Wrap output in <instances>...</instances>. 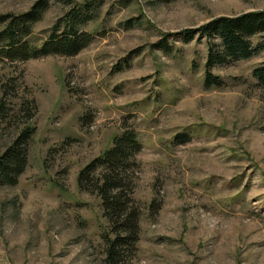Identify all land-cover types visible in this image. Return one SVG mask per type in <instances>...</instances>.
<instances>
[{"label": "rangeland", "instance_id": "rangeland-1", "mask_svg": "<svg viewBox=\"0 0 264 264\" xmlns=\"http://www.w3.org/2000/svg\"><path fill=\"white\" fill-rule=\"evenodd\" d=\"M36 1L0 0V16ZM43 1L30 44L85 2L91 39L72 55L0 57V153L33 128L21 173L0 184V264H264V86L250 73L262 53L211 67L220 85L204 87L206 40L180 34L264 0ZM125 129L139 144L125 191L137 238L108 261L113 234L77 175Z\"/></svg>", "mask_w": 264, "mask_h": 264}, {"label": "trees", "instance_id": "trees-1", "mask_svg": "<svg viewBox=\"0 0 264 264\" xmlns=\"http://www.w3.org/2000/svg\"><path fill=\"white\" fill-rule=\"evenodd\" d=\"M45 6L37 0L26 12L16 16H0V57L8 60H25L48 54L72 55L84 47L91 39L90 34L78 28L88 19L90 4L85 2L71 8L56 22L46 40L39 46L29 43L27 37L30 25L36 21ZM183 42L195 35L204 38L207 44L202 84L204 87L219 86L220 79L210 72L215 65L247 59L262 53V60L251 68V76L258 86H264V11L253 10L233 16H217L195 27L180 32ZM153 46L163 52L169 48L164 39L157 40ZM33 128H22L13 141L0 153V184L12 185L21 173L26 161V144ZM188 135L177 133L178 143L187 141ZM139 148L136 135L125 129L115 136L112 145L100 156L92 159L78 172V186L100 199L103 216L108 222L113 237L105 249L106 258L113 259L117 248L132 249L137 238V208L128 198L126 191L127 172L132 168L131 157ZM99 168L100 172L94 174ZM115 261V260H113Z\"/></svg>", "mask_w": 264, "mask_h": 264}]
</instances>
